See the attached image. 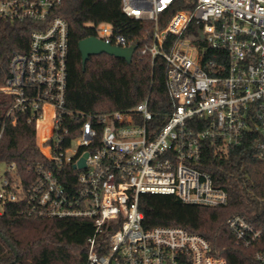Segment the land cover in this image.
Here are the masks:
<instances>
[{
    "label": "built area",
    "instance_id": "2783aa9c",
    "mask_svg": "<svg viewBox=\"0 0 264 264\" xmlns=\"http://www.w3.org/2000/svg\"><path fill=\"white\" fill-rule=\"evenodd\" d=\"M61 2L1 0V17L41 27L32 31L27 51L13 53L0 86L10 98L0 114V143L6 127L26 113L47 161L29 167L34 172L27 184L7 163L0 175V213L14 201L30 214L91 219L86 264H227L198 232L178 225L145 228L139 200L160 193L225 205L227 190L199 166L206 142L222 157L251 137L264 159V0H121L126 15L155 22L153 42L143 52L165 58L168 88L177 101L162 127L152 125L148 100L98 116L67 107L69 25L51 14ZM171 9L160 28L161 15ZM91 24L104 42H137L110 22ZM170 34L177 38L166 51ZM69 166L71 187L64 184ZM228 225L246 246L263 240V229L241 214H233ZM254 256L264 264V245Z\"/></svg>",
    "mask_w": 264,
    "mask_h": 264
},
{
    "label": "trees",
    "instance_id": "16d2710c",
    "mask_svg": "<svg viewBox=\"0 0 264 264\" xmlns=\"http://www.w3.org/2000/svg\"><path fill=\"white\" fill-rule=\"evenodd\" d=\"M175 12L161 15L164 28ZM51 14L60 15L69 25L66 105L72 111L98 116L108 111L129 110L148 100L152 125L162 127L177 106L168 88V64L161 55L153 56L143 48L153 42L155 22L136 19L124 13L121 0H62ZM110 22L116 31L138 42L132 61L106 53L91 55L83 66L80 40L96 35L91 23ZM44 25H42L43 27ZM41 27L31 20L13 21L0 16V86L9 74V62L16 51H27L33 30ZM192 27V24L189 28ZM170 34L163 48L170 51L176 40ZM0 94V114L10 98ZM206 142L200 167L209 172L217 186L228 192V202L206 206L182 201L173 194H141L139 207L144 212L145 228L158 225L184 226L204 235L216 255L227 264H261L255 259L257 246L264 245V159L247 137L242 144L230 147L226 156L214 153ZM14 163L27 184L31 165L46 162L36 141V123L28 114H20L16 125L6 127L0 143V162ZM64 184H74L73 169H67ZM241 214L263 229L258 245L246 246L230 231L228 219ZM0 264H86L88 239L94 233L91 219L46 217L30 214L21 202H8L0 213Z\"/></svg>",
    "mask_w": 264,
    "mask_h": 264
},
{
    "label": "water",
    "instance_id": "95a60500",
    "mask_svg": "<svg viewBox=\"0 0 264 264\" xmlns=\"http://www.w3.org/2000/svg\"><path fill=\"white\" fill-rule=\"evenodd\" d=\"M137 48H138V42L133 43L130 46H119L104 42L96 36L86 37L80 40L79 42V49L82 55L83 66L86 65L91 55H97L102 53H106L116 57H121L124 58L127 62H131ZM79 166L80 167L85 166L84 158L80 161ZM0 236L3 237L5 241H7V243L12 247V249L14 250L17 256V250L15 246L11 242H9V240L1 232H0Z\"/></svg>",
    "mask_w": 264,
    "mask_h": 264
},
{
    "label": "rangeland",
    "instance_id": "374dc122",
    "mask_svg": "<svg viewBox=\"0 0 264 264\" xmlns=\"http://www.w3.org/2000/svg\"><path fill=\"white\" fill-rule=\"evenodd\" d=\"M0 7H1V0H0ZM2 98H6V95H1ZM7 168V163L5 161L0 162V175H2ZM2 209V206L0 205V210Z\"/></svg>",
    "mask_w": 264,
    "mask_h": 264
}]
</instances>
